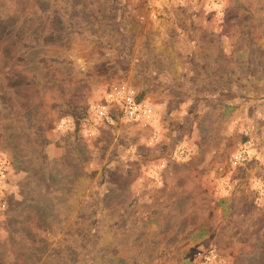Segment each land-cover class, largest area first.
I'll return each instance as SVG.
<instances>
[{
    "label": "rangeland",
    "instance_id": "374dc122",
    "mask_svg": "<svg viewBox=\"0 0 264 264\" xmlns=\"http://www.w3.org/2000/svg\"><path fill=\"white\" fill-rule=\"evenodd\" d=\"M0 159V264H264V0H0Z\"/></svg>",
    "mask_w": 264,
    "mask_h": 264
},
{
    "label": "built area",
    "instance_id": "2783aa9c",
    "mask_svg": "<svg viewBox=\"0 0 264 264\" xmlns=\"http://www.w3.org/2000/svg\"><path fill=\"white\" fill-rule=\"evenodd\" d=\"M157 1V0H152ZM115 110V113L113 112ZM136 123L140 126H147L153 118L152 109L144 99H140L137 93L126 83H120L110 88L104 102H98L91 105L88 116L80 122V128L91 136L98 126L113 125L117 116ZM187 149L184 146L176 147L170 154L166 155L158 166H165L166 163L186 156ZM245 151L237 150L233 155V164H238L246 158ZM7 171L4 161L0 159V186L5 183ZM261 196L264 198V180L261 187ZM7 204L0 199V211H4ZM222 258L218 251L209 246L200 249L195 254L194 264H220Z\"/></svg>",
    "mask_w": 264,
    "mask_h": 264
},
{
    "label": "crops",
    "instance_id": "0c3cea01",
    "mask_svg": "<svg viewBox=\"0 0 264 264\" xmlns=\"http://www.w3.org/2000/svg\"><path fill=\"white\" fill-rule=\"evenodd\" d=\"M150 97V93H148V92H146V94H144V98H149ZM155 105V107L156 108H160L161 107V103H158V104H154ZM150 107H152V106H150ZM152 109V108H151ZM154 108L152 109V112H153V116H154ZM153 121V120H152ZM152 123V122H151ZM151 125V124H150ZM149 133V132H148ZM147 133V135H146V137L148 136V135H150L149 137H148V139H147V142H146V144H151V143H156V142H158V141H160V136H161V134H160V132H155V133H151V134H148ZM152 135V136H151ZM151 142V143H150ZM139 160V159H138Z\"/></svg>",
    "mask_w": 264,
    "mask_h": 264
}]
</instances>
